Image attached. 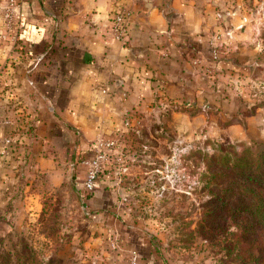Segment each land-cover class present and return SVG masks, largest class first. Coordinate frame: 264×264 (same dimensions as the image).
<instances>
[{"label":"crops","instance_id":"obj_1","mask_svg":"<svg viewBox=\"0 0 264 264\" xmlns=\"http://www.w3.org/2000/svg\"><path fill=\"white\" fill-rule=\"evenodd\" d=\"M260 3L20 0L19 43L0 44V139L15 141L8 156L0 143V214L19 209V225L39 217L52 190L71 184L98 234L85 243L92 256L128 264L136 253V264H163L145 233L148 221L124 207L119 183L141 176L147 152L166 147L167 128L247 144L261 138L263 109L239 121L246 105L227 86L263 81L261 21L249 15ZM117 4L130 16L123 42L110 31ZM216 34L227 48L213 62L208 41ZM111 139L122 142L86 194L85 161ZM74 250L76 257L85 253Z\"/></svg>","mask_w":264,"mask_h":264},{"label":"rangeland","instance_id":"obj_2","mask_svg":"<svg viewBox=\"0 0 264 264\" xmlns=\"http://www.w3.org/2000/svg\"><path fill=\"white\" fill-rule=\"evenodd\" d=\"M253 12L249 15H257L261 21L259 43H262L264 53V3L259 4L254 15ZM252 69L248 70L249 74H252ZM258 81L251 77L246 85L245 81L243 84L234 81L227 84L231 95L242 102V107L245 104L247 110L245 114L239 113L241 120L237 117L233 122L243 121L245 115L254 114L258 108L263 109L260 114L264 116V84ZM259 82L264 83V80ZM242 87L245 91H241ZM142 134H134L133 139L128 137L127 140H140ZM163 134L166 147L147 152L149 157L142 164L143 173L138 180H129L124 182L125 185L119 183L121 200L126 209H135L137 215L148 221L145 233L155 241L163 264H218L224 257L220 248L227 238L230 223L225 218L216 222L215 229L221 231V239L213 240L214 236L207 238L198 232L200 226H209L205 220V212L209 209L204 208L210 199L205 189L209 176L205 157L213 155L220 147H234L242 152V145L247 143H240L233 136L205 138L202 133L179 134L171 128ZM260 137L257 143L247 144L253 147L254 152L264 146V134ZM144 152L138 153L143 156ZM46 204L39 217L32 216L20 225L19 209H10L7 218L0 214V256L19 252L30 257L25 250L27 246L44 261L53 257L63 264H115L108 260L109 256L100 253L92 256L89 252L91 247L86 244L98 234L89 222V210L82 209L74 185L63 184L53 189ZM2 223L8 227L2 226ZM51 233L54 237L49 238ZM113 245V250H116L114 240ZM74 248H80L85 253L76 257Z\"/></svg>","mask_w":264,"mask_h":264},{"label":"trees","instance_id":"obj_3","mask_svg":"<svg viewBox=\"0 0 264 264\" xmlns=\"http://www.w3.org/2000/svg\"><path fill=\"white\" fill-rule=\"evenodd\" d=\"M242 148L238 152L234 147H220L205 157L209 173L205 189L210 199L204 208L209 209L205 212L209 226H200L198 232L217 240L221 231L215 229L216 222L225 218L230 223L220 248L224 257L218 264H264V146L258 152L247 144ZM48 236L52 238L54 233ZM26 247L30 257L5 253L0 256V264H63L53 257L40 260L32 248Z\"/></svg>","mask_w":264,"mask_h":264},{"label":"built area","instance_id":"obj_4","mask_svg":"<svg viewBox=\"0 0 264 264\" xmlns=\"http://www.w3.org/2000/svg\"><path fill=\"white\" fill-rule=\"evenodd\" d=\"M233 1V0H231ZM20 7V0H5L2 8V21L3 25L0 29V44L9 41L13 45L19 43L20 36V23L18 10ZM129 12L121 5H116L111 23L110 31L112 39L118 42H123L126 39L129 23ZM247 22V18L244 19ZM208 47L210 56L213 62H218L221 59L223 52L227 48V44L223 41L220 34L213 35L208 41ZM106 93V92H105ZM6 123V121H4ZM122 139H111L105 143H102L99 148L94 152L93 157L85 161L87 167V175L85 181L84 193L90 194L95 190L96 183L99 179V175L103 171L104 167L109 163L112 152L118 148ZM0 143L5 145L3 156L11 154L12 147L15 144L13 138L0 139ZM124 158L119 157L118 161H123ZM112 246L113 245L112 243ZM137 254L133 255V264H136Z\"/></svg>","mask_w":264,"mask_h":264},{"label":"water","instance_id":"obj_5","mask_svg":"<svg viewBox=\"0 0 264 264\" xmlns=\"http://www.w3.org/2000/svg\"><path fill=\"white\" fill-rule=\"evenodd\" d=\"M259 70L261 69V68H258ZM253 79H256L255 77H253ZM263 80H264V78H262ZM120 194L122 195V191H120Z\"/></svg>","mask_w":264,"mask_h":264}]
</instances>
